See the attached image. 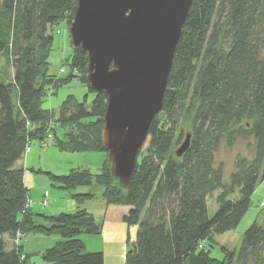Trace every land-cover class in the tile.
<instances>
[{
    "label": "trees",
    "instance_id": "trees-1",
    "mask_svg": "<svg viewBox=\"0 0 264 264\" xmlns=\"http://www.w3.org/2000/svg\"><path fill=\"white\" fill-rule=\"evenodd\" d=\"M76 4L0 0V56L13 70L9 80L0 79V264H34L21 244L13 245L31 232L60 235L43 254L49 264H104L103 253L86 251L79 238L82 232H99L93 214L85 209L40 214L47 223L37 222L18 165L31 143L40 145L49 132L62 150L106 153L100 130L107 96L86 83L88 59L80 49L72 46L70 68L93 98L88 102L69 95L57 112L42 105L47 86L68 82L48 73L50 31L60 21L70 24ZM184 106L192 111V127L188 148L177 156L171 147L179 142L176 121ZM162 109L166 116L152 120L127 189L111 182L107 160L97 173L79 168L64 175L48 172L50 180L67 190L99 185L105 199L103 219L137 225L124 264H264V217L247 227L237 249L224 250L222 260L207 248L216 236L237 226L264 179V0H193ZM240 138L254 140L253 156L236 157L225 180L215 154L221 145L231 147ZM214 193L216 209L209 214Z\"/></svg>",
    "mask_w": 264,
    "mask_h": 264
},
{
    "label": "water",
    "instance_id": "water-1",
    "mask_svg": "<svg viewBox=\"0 0 264 264\" xmlns=\"http://www.w3.org/2000/svg\"><path fill=\"white\" fill-rule=\"evenodd\" d=\"M70 42L87 55L85 81L107 96L100 141L111 182L131 183L138 152L162 111L175 51L193 0H76ZM190 134L176 150L189 146Z\"/></svg>",
    "mask_w": 264,
    "mask_h": 264
},
{
    "label": "rangeland",
    "instance_id": "rangeland-1",
    "mask_svg": "<svg viewBox=\"0 0 264 264\" xmlns=\"http://www.w3.org/2000/svg\"><path fill=\"white\" fill-rule=\"evenodd\" d=\"M70 25V24H69ZM69 25L65 21H60L51 29L53 36V43L48 57V73L55 78L66 77L68 82L58 87H53L54 84L47 86L45 96L43 98V107L52 109L57 112L59 106L63 100L72 95L78 100L87 98L89 102L93 98V94L89 91L88 85L83 83L75 70L70 68V60L75 53L72 44L70 42ZM70 68V70H69ZM73 71V73H71ZM71 74L69 77L68 75ZM13 70L8 62L0 56V79L7 81L12 77ZM68 76V77H67ZM176 74H173L171 83L175 84ZM60 83V82H59ZM91 89V88H90ZM184 106L183 110L180 111L176 121V136L179 135V142L175 143L171 147V151L174 153L175 150L183 142L184 137L187 133L191 132L192 127V111L186 110ZM158 118L164 119L166 111L162 109L157 115ZM74 126H71V128ZM70 128V129H71ZM77 128V127H76ZM68 130L69 127H65L64 130ZM69 129V130H70ZM75 131V127L72 128ZM78 130V129H76ZM58 136L65 138L64 131L57 128ZM49 143L46 148L41 147L36 142L31 143L30 150V161L26 162L25 154L18 162L23 168V182L28 190L29 200L37 198L38 194V207H31V213L34 214V218L39 223H47L46 218L44 219L41 215L50 216L59 213H73L79 209H85L83 206L91 208V210L99 209L97 205V199L100 197L104 200L102 188L97 184H91L88 186L91 188L87 192H78L76 189H63L60 188L56 183H53L48 172L55 175H64L69 173L72 169H89L92 173L100 171L104 160H107L106 153L104 151H70L60 149L56 143L55 136L52 132L48 133ZM146 142L143 143L141 151L145 148ZM254 140L248 139H237L233 146L227 147L221 145L215 154V164H222L224 179H228V175L234 170V160L238 156L252 157L253 156ZM138 161L140 160L141 153L137 155ZM107 163V162H106ZM108 164L105 165V173L108 171ZM100 187V188H99ZM101 189V192H99ZM213 196L208 200V212L212 214L216 209ZM264 196V179L260 180L253 194L250 198V204L242 216L237 226L225 233L219 234L209 242L207 248L210 251V255L216 259L222 260L224 258V250L237 249L240 245L242 236L247 227L255 220L259 221L264 217V207L260 205L262 197ZM30 202L29 201V206ZM90 206V207H89ZM105 206L103 208L104 213ZM95 214V220L100 226L98 233L82 232L79 235L80 240L84 244L86 251H100L104 256V264H124L126 252L132 248L136 241V230L137 225L128 224L119 220H104L103 213L100 217V213L93 211ZM41 214V215H40ZM45 239V241H51L52 245L60 239V235L52 234H34L28 233L27 236L18 238L13 242L15 245H22L26 239L31 238ZM58 239V240H55ZM51 245V246H52ZM12 246V244H11ZM50 246V247H51ZM26 247V245H25ZM24 250V249H23ZM43 252H39V256L43 258ZM37 260V256L34 260ZM34 262L33 260H31Z\"/></svg>",
    "mask_w": 264,
    "mask_h": 264
},
{
    "label": "crops",
    "instance_id": "crops-1",
    "mask_svg": "<svg viewBox=\"0 0 264 264\" xmlns=\"http://www.w3.org/2000/svg\"><path fill=\"white\" fill-rule=\"evenodd\" d=\"M25 160H26V162H29L30 161V158H31V156H30V153H28V155H25ZM19 165V164H18ZM100 188V187H99ZM91 188H89V187H78L77 188V191L78 192H87V191H89ZM100 191L99 192H101V189H99ZM38 196H39V194H38ZM38 196H37V198H38ZM37 198H33V199H31V200H29V201H33L32 203L30 202V209H31V207H33V206H36V207H38V208H40L39 206H38V204H37V202H35V200L36 201H38V199ZM97 205L100 207L99 209H94V210H91V208H88L87 207V205L88 204H90V203H88L86 206H83L84 208H86L90 213H92V214H94V215H97V214H95V212H93V211H97L96 213H100V215L99 216H96V217H100L101 218V215H102V213H103V208H104V206H105V202H104V200L103 199H101L100 197H98V199H97ZM90 207V206H89ZM55 240H58V239H55ZM52 242L51 241H45V239H37V238H31V239H26L25 241H24V244H22V250H23V252L25 253V254H27V255H29V257H30V261L31 260H33L34 262V264H49L48 262H46L41 256H39L38 254H39V252H43L45 249H47V248H49L52 244H51ZM25 245H26V247H25ZM38 257V258H40V260L39 259H35L34 260V257Z\"/></svg>",
    "mask_w": 264,
    "mask_h": 264
},
{
    "label": "built area",
    "instance_id": "built-area-1",
    "mask_svg": "<svg viewBox=\"0 0 264 264\" xmlns=\"http://www.w3.org/2000/svg\"><path fill=\"white\" fill-rule=\"evenodd\" d=\"M48 136H49V135L47 134V137H46L44 140L40 141V146H41V147L46 148L47 144L49 143ZM26 151H28V148L26 149ZM260 205H261V206H264V196L262 197V200H261V202H260ZM18 236H21V233H19ZM17 238H18V237H16V239H17ZM17 240H18V239H17ZM17 240H16V241H17Z\"/></svg>",
    "mask_w": 264,
    "mask_h": 264
}]
</instances>
